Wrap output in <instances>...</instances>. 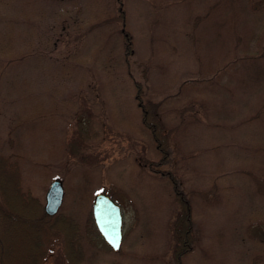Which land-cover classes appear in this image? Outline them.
<instances>
[{
  "label": "rangeland",
  "instance_id": "rangeland-1",
  "mask_svg": "<svg viewBox=\"0 0 264 264\" xmlns=\"http://www.w3.org/2000/svg\"><path fill=\"white\" fill-rule=\"evenodd\" d=\"M122 2L131 75L116 0H0V149L18 154L43 203L48 181L62 180V203L83 230L80 264H168L177 204L170 179L141 165L159 157L135 99L133 80L142 81L169 129L167 167L192 206L197 240L184 264H259L264 156L247 148L257 131L246 119L264 98V62L241 57L264 47V27L253 33L239 14L233 31L219 6L195 25L213 0ZM36 105L44 116L17 122ZM101 191L122 210L116 250L92 217ZM49 249L43 264H71L61 241Z\"/></svg>",
  "mask_w": 264,
  "mask_h": 264
},
{
  "label": "trees",
  "instance_id": "trees-1",
  "mask_svg": "<svg viewBox=\"0 0 264 264\" xmlns=\"http://www.w3.org/2000/svg\"><path fill=\"white\" fill-rule=\"evenodd\" d=\"M116 1L118 9L116 18L122 21L121 32L124 41V55L130 74L131 56L133 55L132 36L125 28L123 2L122 0ZM218 6L221 8L219 21L223 25L229 21L233 31L235 30L237 15L239 14H244L246 17L251 16L250 23L255 26L253 33L260 32L264 27V0H213L204 9L203 14L198 12L193 17L194 24L196 25L199 19H205V17L209 16L213 12L210 8L214 10ZM224 7L227 14L223 9ZM236 35L240 36V33L237 32ZM77 39H80V37L78 36ZM250 51V53L246 52L247 54L241 58L248 60L251 64H257L258 62L262 64L264 62L260 60L264 59V47L258 49L253 45ZM257 51L259 53H256ZM258 66L260 65L258 64ZM261 72L264 73V70ZM142 74L143 78L147 77L145 71ZM133 82L135 85V99L141 109V121L149 131L159 153L157 159L146 160L144 163L141 162V165L154 173L165 175L170 179L174 200L177 204L175 214L169 224L171 245L167 263L184 264V256L193 250L197 240V228L192 216L191 202L173 170L167 167L171 158L169 129H166L160 119V115L156 111L158 103L145 100L146 88L142 81L134 79ZM262 92L264 93V88ZM39 105H36L34 110L25 116L20 117L17 122H32L35 119V115L37 117L43 115L38 112ZM246 121L254 124L257 131V137L252 139L250 147L247 146L248 150L251 153L264 156V98L257 106V109L248 114ZM1 144L2 137L0 135V148ZM17 155L0 149V264H43L50 253L49 246L57 241H61L64 256L69 263L80 264L84 258L81 245L83 230L76 216L77 212H67L66 208L69 205L64 202L55 214H47L44 211L42 197L33 191L34 187L32 185L24 181ZM248 163L252 164V160H249ZM33 169L40 171L38 166ZM256 169L261 170L259 168ZM84 181H78L76 186H84ZM262 182L261 184L259 183L258 189L264 196V178ZM259 186L263 187V189ZM67 189L69 190V186ZM209 191L203 193V196H207ZM74 197L78 206L83 207L84 202L87 200V195L80 194L74 195ZM257 214L258 217L262 215L264 220V211H258ZM262 235L255 241L258 246L257 249L264 248ZM260 258L261 254H257L256 260L259 264H264V259Z\"/></svg>",
  "mask_w": 264,
  "mask_h": 264
},
{
  "label": "water",
  "instance_id": "water-1",
  "mask_svg": "<svg viewBox=\"0 0 264 264\" xmlns=\"http://www.w3.org/2000/svg\"><path fill=\"white\" fill-rule=\"evenodd\" d=\"M64 195L62 180L53 178L45 193L44 210L52 215L59 209ZM92 215L102 237L114 249L121 241V211L119 206L105 193H97L92 203ZM118 241V246L114 242Z\"/></svg>",
  "mask_w": 264,
  "mask_h": 264
},
{
  "label": "snow or ice",
  "instance_id": "snow-or-ice-1",
  "mask_svg": "<svg viewBox=\"0 0 264 264\" xmlns=\"http://www.w3.org/2000/svg\"><path fill=\"white\" fill-rule=\"evenodd\" d=\"M114 245H115V246H118V241L114 242Z\"/></svg>",
  "mask_w": 264,
  "mask_h": 264
}]
</instances>
